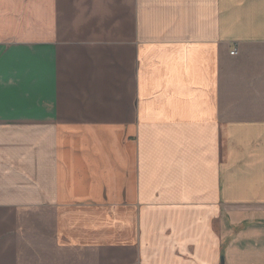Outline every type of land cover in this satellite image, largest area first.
<instances>
[{
	"label": "crops",
	"instance_id": "1",
	"mask_svg": "<svg viewBox=\"0 0 264 264\" xmlns=\"http://www.w3.org/2000/svg\"><path fill=\"white\" fill-rule=\"evenodd\" d=\"M0 264H264V0H0Z\"/></svg>",
	"mask_w": 264,
	"mask_h": 264
},
{
	"label": "built area",
	"instance_id": "2",
	"mask_svg": "<svg viewBox=\"0 0 264 264\" xmlns=\"http://www.w3.org/2000/svg\"><path fill=\"white\" fill-rule=\"evenodd\" d=\"M232 53H233V54L236 53V49H234V50L232 51Z\"/></svg>",
	"mask_w": 264,
	"mask_h": 264
}]
</instances>
